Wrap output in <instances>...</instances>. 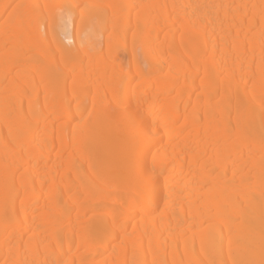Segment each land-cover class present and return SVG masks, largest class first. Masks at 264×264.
<instances>
[{
    "label": "bare ground",
    "instance_id": "6f19581e",
    "mask_svg": "<svg viewBox=\"0 0 264 264\" xmlns=\"http://www.w3.org/2000/svg\"><path fill=\"white\" fill-rule=\"evenodd\" d=\"M0 264H264V0H0Z\"/></svg>",
    "mask_w": 264,
    "mask_h": 264
},
{
    "label": "rangeland",
    "instance_id": "374dc122",
    "mask_svg": "<svg viewBox=\"0 0 264 264\" xmlns=\"http://www.w3.org/2000/svg\"><path fill=\"white\" fill-rule=\"evenodd\" d=\"M18 1V0H17ZM24 73V72H23ZM216 175V172L215 171H213V173H212V176L211 177H214ZM227 179H229V177H227Z\"/></svg>",
    "mask_w": 264,
    "mask_h": 264
}]
</instances>
